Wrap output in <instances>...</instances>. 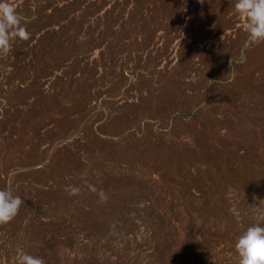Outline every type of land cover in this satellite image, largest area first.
I'll use <instances>...</instances> for the list:
<instances>
[{
  "label": "rangeland",
  "instance_id": "374dc122",
  "mask_svg": "<svg viewBox=\"0 0 264 264\" xmlns=\"http://www.w3.org/2000/svg\"><path fill=\"white\" fill-rule=\"evenodd\" d=\"M11 2L31 39L0 57V189L24 202L0 264H238L264 209V43L236 0Z\"/></svg>",
  "mask_w": 264,
  "mask_h": 264
},
{
  "label": "clouds",
  "instance_id": "9594fccd",
  "mask_svg": "<svg viewBox=\"0 0 264 264\" xmlns=\"http://www.w3.org/2000/svg\"><path fill=\"white\" fill-rule=\"evenodd\" d=\"M199 2L203 3L204 0ZM234 9L243 20L241 27L247 34L245 46L264 43V0H236ZM23 20L11 0H0V57H7L17 40L31 39V33ZM86 187L98 196L100 202H107L109 197L103 189L93 184H87ZM81 191V187L71 185L68 194L77 196ZM23 203L20 196L13 194L11 181L8 187L0 189V226L10 223L19 214ZM235 251L239 257L238 264H264V209H257L255 222L237 237ZM15 264H45V261L42 257L21 250Z\"/></svg>",
  "mask_w": 264,
  "mask_h": 264
}]
</instances>
